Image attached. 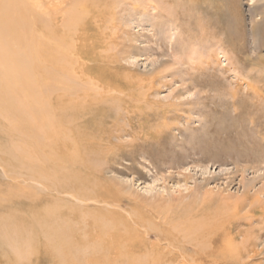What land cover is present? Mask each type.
<instances>
[{"label":"rangeland","instance_id":"1","mask_svg":"<svg viewBox=\"0 0 264 264\" xmlns=\"http://www.w3.org/2000/svg\"><path fill=\"white\" fill-rule=\"evenodd\" d=\"M133 3L136 12L131 15V7L123 14L109 7L118 35L110 28L103 38L113 36L121 51L113 50L116 67L98 71L110 84L92 93L102 97L92 118L94 147H88L94 168L67 166L91 198L54 194L44 200L47 193L38 184L12 179L0 162V197L10 188L17 192L23 186L19 182L26 181L35 185L28 187L39 188L33 201L37 208L52 207L54 199L59 205L60 200L75 230L76 257L55 258L37 233L23 259L14 255L0 264H122L109 249L120 243L118 232L131 229L138 240L127 251L135 264H182L178 247L146 231L155 228L170 236L187 217L212 225L232 214L223 233L233 237V258L226 255L221 264H264V0H189L171 10L170 19L148 3ZM71 4L23 0L29 22L41 28L44 20L58 30H64ZM97 26L87 24L86 33ZM98 41L97 55L110 57V41ZM7 139L14 143L11 136ZM80 152L85 153L83 147ZM101 255L104 260H99Z\"/></svg>","mask_w":264,"mask_h":264},{"label":"bare ground","instance_id":"2","mask_svg":"<svg viewBox=\"0 0 264 264\" xmlns=\"http://www.w3.org/2000/svg\"><path fill=\"white\" fill-rule=\"evenodd\" d=\"M106 1L71 0V7L65 12L64 30H58L49 27V23L44 20L41 22V28L36 26V21L29 22L30 15L23 7V0H0V162L11 172L12 179L24 177L27 181L38 184L42 191L47 193L44 200L54 194L78 196L81 199L91 198L87 193H83L82 181H77V175L72 174V170L67 166L80 170L94 168L87 157L88 147L92 146V118L95 117L102 97L92 93L98 94L102 86L110 84L98 71L107 65L116 67L118 57L114 52L121 51V45L113 41V36L103 38L105 30L110 28L116 29L114 36L117 34L116 23L113 25L116 20L113 18L115 12L112 18L109 17L113 12L109 7L116 6L120 14L129 7V15L136 12L133 9L134 0ZM185 1L189 0H136L148 3L147 6L152 7L158 15L165 14L168 19L173 18V9ZM104 13L108 15L106 19ZM102 16L105 21L103 26ZM98 19L101 20L100 26L96 25ZM87 24L97 26V29L91 28L94 31L87 34ZM174 25L176 26L173 20L172 26ZM89 38L92 39L91 44L88 43ZM99 39L103 40L102 45L105 44V39L110 41L107 48V56L111 54L110 57L105 54L102 59L97 55ZM98 49L101 48L98 46ZM110 59L111 62H108ZM103 63H106V66H102ZM81 78L85 83H81ZM127 112L130 114L132 110ZM99 114L102 117L105 112ZM9 136L13 138L14 143L10 144L7 139ZM82 147L85 153L80 152ZM19 184L23 186H20L17 192L10 188L0 197V259H14V255L23 259V251L27 245L34 242L37 233L42 236V243L47 252L55 258L62 260L65 254L76 257L73 252L74 246H77L76 241H73L75 230L65 219L60 200L59 205L58 202L54 205V199L51 202L52 207L37 208L33 201H36L34 195L39 188L28 187L35 185L26 181H20ZM17 193L23 195L17 197ZM24 197V202L8 203L13 198ZM26 199L30 202L28 205ZM34 208L38 210L32 211ZM28 209L30 211H27ZM187 218L188 221L184 222L183 226L176 225L171 232L173 235L166 234L168 237L165 233L154 230L155 228H149L146 234L158 238V241L165 238L170 247H178V256L184 262L182 264H221L222 261L225 262L226 255L231 254L233 258V237L223 233L226 227H230L233 214L227 216L224 222L220 220L212 225ZM137 236L134 229L124 233L118 232L120 243L111 245L109 252L122 264H133L135 260L128 253L127 246H130ZM123 249L127 252L124 253ZM234 256H237L235 260L240 258V255ZM99 260H104V256H99Z\"/></svg>","mask_w":264,"mask_h":264}]
</instances>
